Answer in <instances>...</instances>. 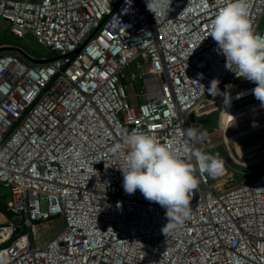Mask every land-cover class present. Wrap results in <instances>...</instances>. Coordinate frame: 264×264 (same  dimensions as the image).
<instances>
[{"label": "built area", "instance_id": "built-area-1", "mask_svg": "<svg viewBox=\"0 0 264 264\" xmlns=\"http://www.w3.org/2000/svg\"><path fill=\"white\" fill-rule=\"evenodd\" d=\"M227 2L170 0L156 17L146 0H0L11 33L56 56L29 62L0 45V183L14 215L0 244L16 236L0 264H264V170L222 190L200 175L190 219L166 234V209L125 193L126 152H113L133 131L181 158L197 150L184 129L211 82L244 80L209 36ZM248 4L264 35V0ZM55 217L64 227L43 243L41 225Z\"/></svg>", "mask_w": 264, "mask_h": 264}, {"label": "clouds", "instance_id": "clouds-1", "mask_svg": "<svg viewBox=\"0 0 264 264\" xmlns=\"http://www.w3.org/2000/svg\"><path fill=\"white\" fill-rule=\"evenodd\" d=\"M146 7L157 17L168 12L170 0H146ZM209 36L216 42L218 52L226 57V67L237 77L256 84L251 91L264 105V35L252 28L248 0H228L214 16ZM216 81L207 88L208 95L213 97L221 94ZM224 95L227 102L229 97ZM207 136V131L197 126L184 129L185 143L192 146ZM113 152H126L125 166L120 167L125 193L131 195L139 190L145 199L166 209V234L168 229L179 228L190 219L192 194L198 187L199 176L206 173L215 178L225 168L218 155L199 150L190 154V159L194 158L199 165L194 166L190 159L181 158L171 143L137 131L124 135Z\"/></svg>", "mask_w": 264, "mask_h": 264}, {"label": "rangeland", "instance_id": "rangeland-1", "mask_svg": "<svg viewBox=\"0 0 264 264\" xmlns=\"http://www.w3.org/2000/svg\"><path fill=\"white\" fill-rule=\"evenodd\" d=\"M0 45H9L39 54H44L47 51L32 35L22 38L13 35L10 31L9 22L2 17H0ZM252 84L255 83L246 79L238 82L236 85H231L230 89L227 88V84H223L219 87L221 91L220 95L215 97L209 96L188 118V127L197 126L208 133L205 140L195 143L197 150L218 155L224 162L225 168L223 174L213 178L214 185L218 190L228 189L246 182L264 170V160L245 165L232 158L227 145L223 141L224 133L220 124L221 110L225 107V104L214 105L225 97L224 93L235 90L229 92L234 93L239 90L238 88H246ZM136 88L137 86L133 85V89ZM238 100L234 101L230 106L229 124L227 125L228 134L245 131L256 125L264 124V105L254 95ZM203 108L204 110H202ZM236 142V145L231 143V149L235 156H241L247 160L248 157L257 155L261 150H264V126L241 135ZM0 194H2L7 203L10 202L11 191L9 187L0 183ZM8 220L9 218L6 215L0 213V224H4ZM63 227L64 220L62 217H55L50 221L43 222L40 229L43 243L54 237Z\"/></svg>", "mask_w": 264, "mask_h": 264}, {"label": "bare ground", "instance_id": "bare-ground-1", "mask_svg": "<svg viewBox=\"0 0 264 264\" xmlns=\"http://www.w3.org/2000/svg\"><path fill=\"white\" fill-rule=\"evenodd\" d=\"M256 87V84H252L251 86H248L246 88H241L239 89L238 91L234 92V93H229L227 94L229 99L228 101L226 102V98L224 97L222 100H220L219 102H217L216 104H214L215 106H218V105H222V104H225V107L221 110V115H220V124L222 126V129H223V141L224 143L227 145L229 151H230V154L232 156V158L235 160V161H239L240 163H244L245 165H249V164H253L256 162L258 156L255 155V156H250L248 157L247 160H245L243 157L241 156H235V154L233 153V150L231 149V143H234L236 145V141L238 139V137H240L241 135L247 133V132H250V131H253L255 129H258L260 127H263V125H259V126H254V127H251L250 129H247L245 131H241V132H236V133H233V134H228L227 133V125H228V121H229V114H230V106L231 104L238 100V99H241V98H246L248 96H251L253 95L252 93V89ZM238 94H239V98L238 97Z\"/></svg>", "mask_w": 264, "mask_h": 264}, {"label": "trees", "instance_id": "trees-1", "mask_svg": "<svg viewBox=\"0 0 264 264\" xmlns=\"http://www.w3.org/2000/svg\"><path fill=\"white\" fill-rule=\"evenodd\" d=\"M26 52L28 54L27 57L24 55V59H26L29 62H36L38 60H41L42 56H46V57H50L51 53L47 50L44 54H39L37 52H29L28 50H26ZM2 184V183H1ZM3 185V184H2ZM9 203H7L4 199V197L2 196V194H0V212L5 214L7 218L9 219H13L14 215L13 213L8 209ZM16 236H13L11 239L3 242L2 244H0V247L2 246H7L9 244H11L12 240L15 238Z\"/></svg>", "mask_w": 264, "mask_h": 264}, {"label": "water", "instance_id": "water-1", "mask_svg": "<svg viewBox=\"0 0 264 264\" xmlns=\"http://www.w3.org/2000/svg\"><path fill=\"white\" fill-rule=\"evenodd\" d=\"M4 49H5V48H1L0 51H3ZM51 55H52V57H51L50 59H53V58L56 57V56H54V55H55V51H54V50L51 51ZM25 56L27 57L26 54H25ZM44 61H45V60H38V61H36V62H44ZM17 217H18V218H22V215L18 214Z\"/></svg>", "mask_w": 264, "mask_h": 264}, {"label": "crops", "instance_id": "crops-1", "mask_svg": "<svg viewBox=\"0 0 264 264\" xmlns=\"http://www.w3.org/2000/svg\"><path fill=\"white\" fill-rule=\"evenodd\" d=\"M219 102V101H218ZM202 110H204V108L202 109ZM229 124V123H228ZM227 128H228V126H227Z\"/></svg>", "mask_w": 264, "mask_h": 264}]
</instances>
